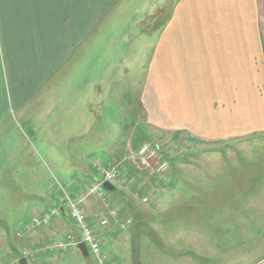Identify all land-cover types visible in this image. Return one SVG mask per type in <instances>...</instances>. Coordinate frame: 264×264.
I'll list each match as a JSON object with an SVG mask.
<instances>
[{"label":"rangeland","instance_id":"1","mask_svg":"<svg viewBox=\"0 0 264 264\" xmlns=\"http://www.w3.org/2000/svg\"><path fill=\"white\" fill-rule=\"evenodd\" d=\"M147 10L128 1L120 9L124 13L112 14L102 24L52 86L38 88L28 103L5 116L0 130V219L14 235L21 220L32 218L38 201L56 204L61 193L88 179L83 164L94 169L108 154L101 168L118 166L124 181L117 187L126 193L127 207L123 210L122 201L105 198L116 207L120 222L131 220L125 228L116 224L127 231L138 221L149 226L161 218L166 224L164 231L152 228L158 232L157 242L153 234L142 241L141 264H184L189 252L210 258L207 264H257L264 258V132L209 137L181 131L174 136L149 126L143 110L137 117L134 110L150 63L149 24L143 15ZM137 124L148 131L147 137L135 135ZM145 144L156 153L147 157L150 169H138L134 158ZM168 193L179 198L168 200ZM155 199L158 207L175 204L156 213ZM68 219L75 226L70 215ZM97 219L100 223V215ZM1 223L0 264H14L9 233ZM214 242L215 248L207 247ZM144 245L152 246L150 253ZM40 247L21 250L37 261L45 246ZM129 247L120 251L126 253Z\"/></svg>","mask_w":264,"mask_h":264},{"label":"crops","instance_id":"2","mask_svg":"<svg viewBox=\"0 0 264 264\" xmlns=\"http://www.w3.org/2000/svg\"><path fill=\"white\" fill-rule=\"evenodd\" d=\"M128 1L0 0V130L5 116L28 103L38 88L47 90L52 86L57 75L77 59L80 49L94 39L102 24L112 14L124 13L120 9L126 8ZM133 1L135 7L148 9L143 15L149 31H143L149 33L151 41L146 80L139 108L134 110L137 117V111L143 110L149 126L174 136L181 131L209 137L263 133L264 0ZM140 127L141 124L135 126L140 131L135 135H146L148 131ZM106 156L101 164L106 163ZM97 162L94 169L83 164L80 168H88V179L77 181V186L65 193L82 196L90 184L100 180ZM179 181L178 177L175 182ZM64 195L61 193L56 204L49 206L39 205L43 201L40 198L31 217L45 214ZM125 195L118 188L114 193H105L118 204L122 201L123 210L127 207ZM178 198L170 193L166 196L168 200ZM156 201L152 204V212L156 213L166 212L175 204L166 202L158 207ZM82 208L88 222L99 231L110 264H141L142 241L153 239V234L157 242L154 227L165 230L161 218L149 226L138 221L131 226L133 230L127 231L110 217L109 224L101 227L97 216L105 207L96 196L87 197ZM32 218L21 220L14 235L0 219L9 233L10 250L17 257L18 249H41L58 236L77 233L63 209L47 227H29ZM215 242L207 247L215 248ZM199 245L205 248L204 243ZM122 246L130 247L125 253L120 251ZM45 247L37 261L27 258L28 264H96L93 257H84L76 246L58 251ZM151 248L144 245L143 250L150 253ZM13 253L11 261L19 264ZM209 259L189 252L182 260L184 264H207ZM257 264H264V258Z\"/></svg>","mask_w":264,"mask_h":264},{"label":"built area","instance_id":"3","mask_svg":"<svg viewBox=\"0 0 264 264\" xmlns=\"http://www.w3.org/2000/svg\"><path fill=\"white\" fill-rule=\"evenodd\" d=\"M150 149L149 144H145L137 150L134 162L136 163V167L138 169H150L152 167L151 161L147 157H152L156 152L150 151ZM96 168L101 173V179L90 184L86 188L84 195L74 196L71 193H65L59 204L49 209V211L45 214L32 218L29 227L48 226L51 223V218L54 215H59L61 213V209H63L67 211L68 215H70L71 220L74 222L77 229V233L71 235L68 239H64V242L61 241V239H58L46 246L45 249L53 251L59 248V250H64L68 246H76L78 243L84 242L89 250L90 256H92L98 264H109L101 251V242L98 238L99 235L97 233V229L92 226L85 217L82 203L89 196H96L103 200L105 210L100 213L101 226L108 225L110 217L115 223H121L120 226L122 228L128 227L131 220L123 221V223L120 222L118 211L114 207H111V204L105 198L106 191L103 187L104 182L112 183L118 187L123 185L124 180L119 172L120 170L118 166H107L101 168V163L98 161L96 163ZM21 255L26 258L29 257L28 251L21 250Z\"/></svg>","mask_w":264,"mask_h":264},{"label":"water","instance_id":"4","mask_svg":"<svg viewBox=\"0 0 264 264\" xmlns=\"http://www.w3.org/2000/svg\"><path fill=\"white\" fill-rule=\"evenodd\" d=\"M103 186L107 190L114 191V186L109 182H105L103 184ZM76 247L84 257L89 256V251H88L87 246L84 242L78 243ZM19 264H28V260L25 257H21L19 259Z\"/></svg>","mask_w":264,"mask_h":264},{"label":"trees","instance_id":"5","mask_svg":"<svg viewBox=\"0 0 264 264\" xmlns=\"http://www.w3.org/2000/svg\"><path fill=\"white\" fill-rule=\"evenodd\" d=\"M137 136V135H136ZM144 136V135H143ZM148 136V134H146L144 137H147ZM114 186V191H110V190H107V189H105V191H106V193H114L116 190H117V186H115V185H113ZM1 222V221H0Z\"/></svg>","mask_w":264,"mask_h":264},{"label":"bare ground","instance_id":"6","mask_svg":"<svg viewBox=\"0 0 264 264\" xmlns=\"http://www.w3.org/2000/svg\"><path fill=\"white\" fill-rule=\"evenodd\" d=\"M120 159V158H119ZM102 163V162H101ZM113 163V162H112Z\"/></svg>","mask_w":264,"mask_h":264}]
</instances>
